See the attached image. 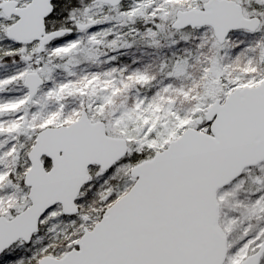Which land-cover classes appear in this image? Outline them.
Masks as SVG:
<instances>
[{"label":"snow or ice","instance_id":"6c2138e0","mask_svg":"<svg viewBox=\"0 0 264 264\" xmlns=\"http://www.w3.org/2000/svg\"><path fill=\"white\" fill-rule=\"evenodd\" d=\"M0 264H264V0H0Z\"/></svg>","mask_w":264,"mask_h":264}]
</instances>
